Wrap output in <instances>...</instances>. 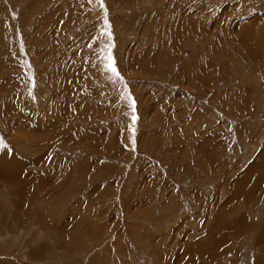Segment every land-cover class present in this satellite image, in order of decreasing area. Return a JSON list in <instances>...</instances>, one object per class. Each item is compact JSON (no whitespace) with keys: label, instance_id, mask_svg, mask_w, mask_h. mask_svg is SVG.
Segmentation results:
<instances>
[{"label":"rangeland","instance_id":"rangeland-1","mask_svg":"<svg viewBox=\"0 0 264 264\" xmlns=\"http://www.w3.org/2000/svg\"><path fill=\"white\" fill-rule=\"evenodd\" d=\"M0 153L21 260L264 264V0H0Z\"/></svg>","mask_w":264,"mask_h":264},{"label":"crops","instance_id":"crops-1","mask_svg":"<svg viewBox=\"0 0 264 264\" xmlns=\"http://www.w3.org/2000/svg\"><path fill=\"white\" fill-rule=\"evenodd\" d=\"M235 27H239V25L238 26L236 25ZM0 154H2V153H0ZM3 154H4V152H3ZM7 155L10 156L9 153H7ZM14 158L17 159L20 162L26 161V157H24V156L20 157L18 155H15ZM12 170L15 171L16 169H12ZM18 173L20 175V178L24 179L25 181L28 180L27 179V172H26L25 168L22 169V170L19 169ZM12 174L13 173H11L10 176ZM66 193L70 194V193H72V191L67 190ZM98 204H100V203H98ZM50 207L51 208L49 210H50L51 214L50 215L47 214L46 219L48 220V224H50L51 226H55L56 228H58V225H60V224H61L62 227H66L67 225H70V224H76L77 223L76 221L81 220L85 216L87 217V215H88V221H89L91 215H94V214L96 215L97 214V210H98V206L93 201V199L91 198V195H90L89 192L88 193H83L82 195L80 194L76 198H75V195H73V196L69 197V199L67 200L66 203H62V204L57 203L56 206L52 207V205H51ZM261 211H262L261 212V219L258 220V223L255 224L256 222H254L252 224H249L248 225V229H246L249 234L252 233V237L250 235L249 236H250V238H252L254 240L252 242H255V243L258 242V240L256 241V237H257V239H263L264 238V208H262ZM244 222H245V219H244ZM249 222H247V223H249ZM7 226H9V224H7ZM234 226H236V224H232L231 225V227H234ZM5 230L7 231V234H5L6 238H7L6 241L7 240H11L14 243V242H16L14 240H17L19 242V241H21L23 239L22 238V233H13L15 231L12 232V229L10 227L8 229H5ZM16 232H18V231H16ZM25 232L26 231L24 230L23 234ZM255 234H256V236H255ZM10 236H13L14 238L13 239L8 238ZM203 239H204V234L200 237L199 240H203ZM198 248L199 249H204L202 244H200ZM175 250H176V248H175ZM181 252H182V250L178 249L177 253H175L174 251L172 253L170 251V253H168L170 255H168V256L163 255L162 258H164V256H166V261H165L164 264H173V262H174L173 258H175L174 255L178 254V253H181ZM185 252H189V251H185ZM0 253H4V254L6 253V254H9V256H11V257H6L5 256L6 260L5 259L4 260L1 259L3 262L1 261L0 264H21V263L22 264H30V263L35 264L29 258H28L29 259L28 262L25 261V260H21L22 258L25 259V256H22L24 254L20 255V254L8 253V252L1 251V249H0ZM183 255H185V253ZM183 255H182V257H183ZM152 256H155V257L159 258L160 254L156 253V254H153ZM260 257H261V252L259 253L258 258H260ZM18 259H19V261L17 262ZM191 259H192V257H191ZM191 259L189 261L187 260V262L185 264H199V263H197V262H195L194 260H191ZM109 260H112V259L109 258ZM19 262H21V263H19ZM37 262H39V261H37ZM180 262H181L180 259L177 260V264H179ZM207 262L209 263V261H207ZM117 263H118V261H117ZM91 264H94V261ZM182 264H184V262Z\"/></svg>","mask_w":264,"mask_h":264}]
</instances>
